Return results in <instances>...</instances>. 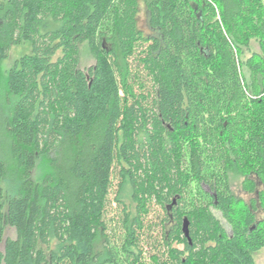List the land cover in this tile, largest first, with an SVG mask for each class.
Returning <instances> with one entry per match:
<instances>
[{
	"label": "trees",
	"instance_id": "trees-1",
	"mask_svg": "<svg viewBox=\"0 0 264 264\" xmlns=\"http://www.w3.org/2000/svg\"><path fill=\"white\" fill-rule=\"evenodd\" d=\"M154 205L152 264L264 249V0H0V264H146Z\"/></svg>",
	"mask_w": 264,
	"mask_h": 264
},
{
	"label": "rangeland",
	"instance_id": "rangeland-1",
	"mask_svg": "<svg viewBox=\"0 0 264 264\" xmlns=\"http://www.w3.org/2000/svg\"><path fill=\"white\" fill-rule=\"evenodd\" d=\"M147 22V13L145 12L144 8H140L139 15H138V27L143 29L145 33H148V28L146 27ZM30 52L29 46L23 45L21 47L12 48L9 58L3 63V70H8L14 63L16 59H18L20 56L27 54ZM252 52H258V45L256 41H251L250 49L244 50L242 54V61L246 60ZM94 64V58L90 54L88 48L86 45H83L80 47V61H79V67L81 69H86ZM245 76L247 77V73L243 70ZM40 167V166H39ZM37 175V174H35ZM34 175V176H35ZM241 181L242 178L235 174H230L229 184L231 192L234 194L236 198L242 199L244 202H248L252 195H249L247 193H244L241 189ZM113 185H116V180H113ZM129 189L127 188L124 193V200L128 203L129 202ZM214 215L221 221L222 225L228 232V227L224 220L222 219L221 215L218 212H213ZM164 212L157 206L151 207V212L149 216L147 217V221L151 224V232L150 236L151 239L148 241H144L142 246L144 249V260L146 264H152L150 256L153 254H157L159 247L157 246L158 241L160 243V227L159 222L161 218H163ZM263 217L262 212L257 213V219H261ZM5 237L14 238L15 233L12 229L7 228ZM157 239H153L156 238ZM253 260L255 264H264V249L259 250L255 254H253Z\"/></svg>",
	"mask_w": 264,
	"mask_h": 264
},
{
	"label": "water",
	"instance_id": "water-1",
	"mask_svg": "<svg viewBox=\"0 0 264 264\" xmlns=\"http://www.w3.org/2000/svg\"><path fill=\"white\" fill-rule=\"evenodd\" d=\"M175 204V201L172 202V205ZM171 206H169V209ZM182 233L184 237L189 240V233H188V222L186 219L183 220V225H182Z\"/></svg>",
	"mask_w": 264,
	"mask_h": 264
}]
</instances>
